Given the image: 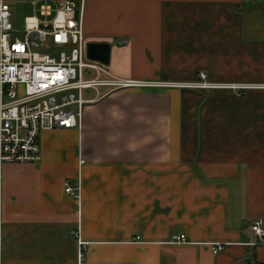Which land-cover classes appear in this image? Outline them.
Masks as SVG:
<instances>
[{
	"label": "crops",
	"instance_id": "0c3cea01",
	"mask_svg": "<svg viewBox=\"0 0 264 264\" xmlns=\"http://www.w3.org/2000/svg\"><path fill=\"white\" fill-rule=\"evenodd\" d=\"M83 26L111 74L152 85L4 166L2 264H264V0H86ZM202 73L217 87L180 86Z\"/></svg>",
	"mask_w": 264,
	"mask_h": 264
},
{
	"label": "built area",
	"instance_id": "2783aa9c",
	"mask_svg": "<svg viewBox=\"0 0 264 264\" xmlns=\"http://www.w3.org/2000/svg\"><path fill=\"white\" fill-rule=\"evenodd\" d=\"M22 1L28 0H0V264L4 245V166L39 163L44 131L82 129L88 106L121 89L152 85L117 78L107 65L88 58L91 42L83 26L86 0H30L44 4L39 9L41 18L27 17L22 37H16L11 6ZM200 78L180 86L217 87L207 82L206 74ZM79 189L66 183V193L76 199H80ZM251 230L256 244H264L261 222L255 221ZM73 235L79 237V232ZM186 242L184 234L172 240L178 245ZM224 248L225 244H215L212 250L218 254Z\"/></svg>",
	"mask_w": 264,
	"mask_h": 264
},
{
	"label": "rangeland",
	"instance_id": "374dc122",
	"mask_svg": "<svg viewBox=\"0 0 264 264\" xmlns=\"http://www.w3.org/2000/svg\"><path fill=\"white\" fill-rule=\"evenodd\" d=\"M43 3L34 4L33 1L15 2L12 4V13L14 16V26L17 31L16 37H22V33L25 30L26 18L37 16L41 18L39 9Z\"/></svg>",
	"mask_w": 264,
	"mask_h": 264
},
{
	"label": "water",
	"instance_id": "95a60500",
	"mask_svg": "<svg viewBox=\"0 0 264 264\" xmlns=\"http://www.w3.org/2000/svg\"><path fill=\"white\" fill-rule=\"evenodd\" d=\"M111 45L109 43L91 42L87 47L88 58L99 61L105 65L110 63Z\"/></svg>",
	"mask_w": 264,
	"mask_h": 264
}]
</instances>
